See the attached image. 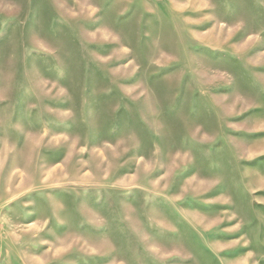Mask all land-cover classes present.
Here are the masks:
<instances>
[{"label": "rangeland", "instance_id": "obj_1", "mask_svg": "<svg viewBox=\"0 0 264 264\" xmlns=\"http://www.w3.org/2000/svg\"><path fill=\"white\" fill-rule=\"evenodd\" d=\"M0 264H264V0H0Z\"/></svg>", "mask_w": 264, "mask_h": 264}]
</instances>
